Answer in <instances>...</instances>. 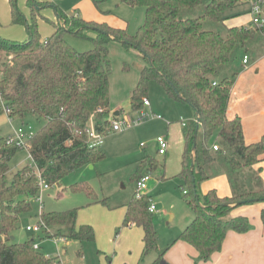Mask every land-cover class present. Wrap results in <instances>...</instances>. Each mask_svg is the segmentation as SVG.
Wrapping results in <instances>:
<instances>
[{
	"label": "trees",
	"instance_id": "obj_1",
	"mask_svg": "<svg viewBox=\"0 0 264 264\" xmlns=\"http://www.w3.org/2000/svg\"><path fill=\"white\" fill-rule=\"evenodd\" d=\"M122 1L145 8L144 23L134 34L126 28L70 16L56 7L58 17L51 20L54 31L42 38L38 16L51 3L27 0L32 17L28 22L16 7V0H11L13 22L26 24L28 37L17 41L0 36V91L10 117L34 115L44 124L28 140L33 163L13 173L10 162L20 147L9 142L8 137H0V264H61L34 248V240L14 242L11 236L21 216L32 210V200L39 194L36 170L49 185H54L65 175L106 156L101 146H89L86 128L92 120L103 133L112 129V64L108 57L111 40L138 49L146 61L131 95L134 111L145 106L152 80L164 87L169 98L188 103L194 111L183 126L184 148L176 175L181 186H188L185 200L195 212L178 239L196 247L197 260H208L220 251L229 231L243 233L250 229L248 217L230 215L239 202L264 201V181L254 169L264 158V135L257 142L247 143L241 117L228 115L244 56L248 55L250 60L264 53V36L251 20L240 26L225 23L232 15L228 11L242 1ZM208 19L220 22L224 29H205L204 21ZM87 29L97 32L92 39L95 46L77 51L66 40L65 33L83 35ZM139 163L133 173L136 186L146 175L143 172L153 173L163 166L150 156ZM222 172L230 179L233 195L222 197L215 189L201 194V184ZM149 206L150 197L146 193L138 197L136 189L127 205L123 225L135 223L143 229L144 255L158 252L153 264H161L165 252L159 251V234ZM77 219L78 208L43 213L53 235L67 240H94L93 226L77 227Z\"/></svg>",
	"mask_w": 264,
	"mask_h": 264
},
{
	"label": "rangeland",
	"instance_id": "obj_2",
	"mask_svg": "<svg viewBox=\"0 0 264 264\" xmlns=\"http://www.w3.org/2000/svg\"><path fill=\"white\" fill-rule=\"evenodd\" d=\"M51 4L41 10L38 16V29L42 38L49 37L52 31V21L56 20V7L68 15H76L95 23H107L112 27L126 28L127 32L134 34L144 23L145 8L131 6L122 0H38ZM208 2L209 0H203ZM242 1V3H241ZM241 5L228 11L231 19L238 17L243 21L248 16L244 12L248 3L240 0ZM16 7L31 22V12L27 0H16ZM244 12L236 15L237 12ZM249 13V12H248ZM236 15V16H234ZM233 16V17H232ZM205 29L220 30L224 26L212 20L204 21ZM97 35L96 30L87 29L83 35L66 32L65 37L77 51H87L94 48L92 40ZM0 36L8 40L23 41L28 37L26 24H16L12 19L11 0H0ZM109 59L112 64L110 76V118L123 120L124 118H138L146 116L131 126H124L119 131H107L104 136L102 150L106 154L103 159L83 165L77 170L65 175L63 179L49 188L42 190L44 214L53 211H66L78 208L76 226L91 225L95 231L94 240L68 239L66 242H55L54 236L43 231H28V225L39 222L40 202L37 197L32 200V210L21 216L17 229L13 232L14 242L34 240L40 246L39 251L48 257L58 259L61 264H150L156 252L152 251L142 258L140 230L125 233L123 219L125 217V204L129 203L137 189L133 181V173L139 162L147 156L154 157L163 166L158 170L145 171L152 179L148 188L142 193L150 197L157 210L153 211L154 225L158 230L159 250L165 252L175 264H195L196 256L184 253L180 243L174 241L180 235L184 221L194 217L195 212L185 200L188 186L182 184L176 175L178 163L169 155L158 153L157 137L168 135L170 140L179 142L182 134V120L187 121L192 117V107L183 101L168 97L164 87L156 80L149 83L146 96L150 101L149 106H144L139 111H134L131 104V95L137 86L141 69L146 61L138 49L127 47L121 41L111 40L109 43ZM243 58V57H242ZM121 110V111H120ZM119 115L114 117L115 112ZM161 115V118H157ZM44 124L34 115L24 118L10 117L6 111L0 114V137H9L19 127L31 125L37 130ZM27 148H20L10 162L11 172H16L25 165L32 164ZM38 173V170H36ZM143 173L138 175L140 179ZM166 173V175H165ZM166 176L164 179L162 176ZM200 186L201 194L205 192L208 182ZM87 186L78 188V186ZM139 192H138V195ZM248 204V203H247ZM170 213L175 214L169 220ZM1 215V209H0ZM169 216V217H168ZM260 216V214H259ZM253 228L250 220V230ZM52 233V232H50Z\"/></svg>",
	"mask_w": 264,
	"mask_h": 264
},
{
	"label": "crops",
	"instance_id": "obj_3",
	"mask_svg": "<svg viewBox=\"0 0 264 264\" xmlns=\"http://www.w3.org/2000/svg\"><path fill=\"white\" fill-rule=\"evenodd\" d=\"M245 11L248 16L245 17L243 21H239L240 18L235 17L231 19L232 23H230L229 21V24L228 22L226 24L228 26H240L247 25L248 23H250L251 16L248 13V6ZM52 31H54L53 28ZM242 67L243 69L241 70L236 80V83L232 89L231 100L228 108V115L230 118L237 115L241 117L246 142L252 143L260 140L261 137L264 135V53H262L256 59H250L247 64L242 62ZM193 116L194 111L192 112V117ZM114 120L117 119H113V121ZM166 136L169 137L168 135ZM179 137L180 139L178 143L173 142L172 139L170 140L169 149L167 153L164 154L169 155L170 159L175 158L178 163L180 162L178 169L176 170L177 173L180 170L182 153L184 148L183 129L182 134H180ZM254 169L255 171H258L259 176L261 177L262 181H264V158L263 160L254 165ZM214 177H216L214 180L208 182L206 185L204 184V193H207L209 190L215 189L217 193L222 197L232 196L233 188L228 175L225 172H222L213 176V178ZM127 205L128 203L125 204V212H127ZM263 210L264 201L253 202L248 204L245 203L233 208L230 215L233 217H248L249 220H251L253 228L243 233L236 232L233 230L229 231L220 251L215 252L210 258V260L199 261V263L195 261V264H264V220L262 219ZM174 218L175 214L170 213L169 220L171 221ZM193 218L194 217L188 219L187 221H184L180 229V233L193 220ZM124 227V235L140 230L142 244L140 249V258H142L144 256L143 229L137 226L135 223H131L128 226ZM177 240L181 239H178L176 237L174 241ZM180 245L183 248L184 253H191L198 258L199 252L196 247H194L192 244L182 240ZM157 257L158 252H156V256L154 257V260L150 261L152 262L150 264H153ZM133 262L134 260L131 262V264H133ZM161 264L175 263L170 257H166L164 253L163 261Z\"/></svg>",
	"mask_w": 264,
	"mask_h": 264
},
{
	"label": "built area",
	"instance_id": "obj_4",
	"mask_svg": "<svg viewBox=\"0 0 264 264\" xmlns=\"http://www.w3.org/2000/svg\"><path fill=\"white\" fill-rule=\"evenodd\" d=\"M248 5H249V11L251 15V21L253 25L257 26L260 30L261 33L264 36V31L262 30L264 27V0H247ZM47 39H45V42ZM243 62L247 64L249 62V57L248 55H245L243 58ZM0 101L1 104L4 107V110L6 113L9 115L10 114V109L5 105V102L2 98V94L0 91ZM144 104L145 105H150V101L147 99H144ZM99 111H102V108H99ZM145 114H142L138 118H124L123 120H114L112 121V129L113 131H119L121 130L124 126H131L134 123L138 122L140 119L145 117ZM158 118H161V115H157ZM186 121H182L183 126H186ZM34 128L31 125H28L27 127H19L17 130L14 131L12 135L8 137L9 142L14 143L20 148H29L28 147V140L31 139L35 135ZM86 133H87V139H88V144L90 147H98L103 144L104 136L105 133L99 131L95 125L94 122L91 120L90 124L86 128ZM157 143H158V153L161 155H164L167 153L169 149V140L168 137L163 135V136H158L157 137ZM214 149H218V145H214ZM31 157V156H30ZM38 176H39V194L36 196L37 200L40 202V216H39V222L35 225H28L26 229L28 231L32 232H39L43 229V231H46L47 233L51 234L55 238V242L59 245L60 242H66L67 239L62 236H55L52 233H50V229L47 226V224L43 220V209H44V203L42 199V190L47 189L50 187V185L46 182V180L41 176V173L38 170ZM151 179L150 174L144 175L137 183V195L139 192V195L141 196L144 190L147 189L148 187V181ZM138 196V197H140ZM35 197V198H36ZM149 210L151 212L156 210V205L153 202H150ZM34 248L39 249L40 245L38 243L34 244Z\"/></svg>",
	"mask_w": 264,
	"mask_h": 264
},
{
	"label": "water",
	"instance_id": "obj_5",
	"mask_svg": "<svg viewBox=\"0 0 264 264\" xmlns=\"http://www.w3.org/2000/svg\"><path fill=\"white\" fill-rule=\"evenodd\" d=\"M149 61H151V58L149 57ZM115 115H119V112H115ZM197 121L199 123V118H197ZM195 148V146H194ZM253 202H258L259 200L258 199H252ZM247 203L246 201H242V202H239L238 205H242V204H245ZM12 239H14V236H11Z\"/></svg>",
	"mask_w": 264,
	"mask_h": 264
}]
</instances>
